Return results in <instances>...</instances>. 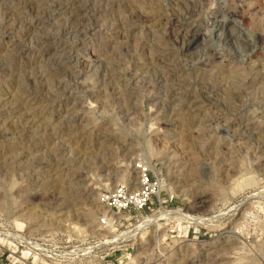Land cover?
Instances as JSON below:
<instances>
[{"label":"rangeland","instance_id":"obj_1","mask_svg":"<svg viewBox=\"0 0 264 264\" xmlns=\"http://www.w3.org/2000/svg\"><path fill=\"white\" fill-rule=\"evenodd\" d=\"M190 1L0 0V264H264V0Z\"/></svg>","mask_w":264,"mask_h":264},{"label":"bare ground","instance_id":"obj_2","mask_svg":"<svg viewBox=\"0 0 264 264\" xmlns=\"http://www.w3.org/2000/svg\"><path fill=\"white\" fill-rule=\"evenodd\" d=\"M178 3L182 4L183 7H184V10H183L184 12L182 11V13H184V17H183V19H179L178 18L179 16H176L177 14L176 15H172V17L170 19L171 20V24L176 27L175 31L172 32V34H173L172 37L174 36L176 41L178 40V36H179V38L181 40L187 41V39L189 40L190 38H194L197 35V30L199 29V25H200V22H201L200 20L201 19L199 18V16L195 15L194 2H192L190 0H178ZM195 8H197V7H195ZM196 13H198V12H196ZM232 14L234 16H236L235 13H232ZM236 32L237 31H234V29L231 30V31L225 30L224 28L220 29V35H223L224 37H227V38L230 37L232 34H234ZM183 36H186V39H183ZM185 41L183 42L184 44L186 43ZM135 180H136V178H133V181H135ZM135 182L138 183L139 181H135ZM202 205H203L202 204V200L200 199L199 202H197L196 204L192 205L191 210H199L202 207ZM108 213H109V211H108ZM111 215L114 218H121V216H115L114 214H111ZM111 215H110V217H111ZM146 222H147V220H146Z\"/></svg>","mask_w":264,"mask_h":264},{"label":"built area","instance_id":"obj_3","mask_svg":"<svg viewBox=\"0 0 264 264\" xmlns=\"http://www.w3.org/2000/svg\"><path fill=\"white\" fill-rule=\"evenodd\" d=\"M145 180H147V178H145ZM103 201L108 204L109 209L111 211L115 210V212H117V213H119L122 209L127 208V206H128L127 205L128 203L124 202V198H123L121 189H119L117 191L116 195L114 197H112V199L106 197Z\"/></svg>","mask_w":264,"mask_h":264}]
</instances>
